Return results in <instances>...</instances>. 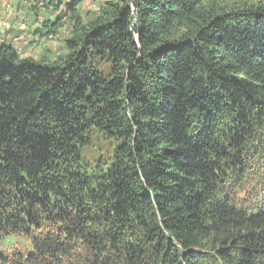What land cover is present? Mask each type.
Here are the masks:
<instances>
[{"label": "trees", "instance_id": "trees-1", "mask_svg": "<svg viewBox=\"0 0 264 264\" xmlns=\"http://www.w3.org/2000/svg\"><path fill=\"white\" fill-rule=\"evenodd\" d=\"M82 1L31 0L59 58L0 46V264H264V0Z\"/></svg>", "mask_w": 264, "mask_h": 264}, {"label": "rangeland", "instance_id": "rangeland-1", "mask_svg": "<svg viewBox=\"0 0 264 264\" xmlns=\"http://www.w3.org/2000/svg\"><path fill=\"white\" fill-rule=\"evenodd\" d=\"M259 1L262 2L261 0H223L222 3L225 5H240L245 3H255ZM103 3L104 0H83L76 8L74 16L81 18L83 22L87 23L89 20L95 18L98 15V10ZM28 4H30L29 1ZM64 5V2H61L60 10L63 9ZM6 10L8 9L6 8ZM37 14L39 22H42L45 18H49V20L54 21L58 16V13H50L48 10L40 8V6L37 8ZM72 16V13H70L67 19L62 20V23L60 24L61 27L57 31V34L55 36L43 38L41 40H39L38 38L37 41L26 43L23 46L25 47V49L23 50V55H26L24 57H31L35 60H38L46 56L48 59L55 60L62 56L64 51L61 48L62 41L70 37L71 23L69 22V17ZM24 21L25 19L23 21L21 20V22L23 23ZM7 23H10V25H12L11 21H7ZM29 23L30 25H27L26 28H28L29 31L32 30L31 35L35 37V33L33 32V22L31 21ZM7 27L8 26H6V28ZM93 68H95L99 72H107V70L103 69L102 65H95ZM89 141V145L83 149L85 160L90 163H95L99 158H101V160H104L110 155L111 144L104 141L98 134L91 133ZM28 248L29 242L21 237L16 236L9 237L8 239L2 241L0 244L1 253L7 257H11L12 255H15L17 253H24L28 250Z\"/></svg>", "mask_w": 264, "mask_h": 264}, {"label": "crops", "instance_id": "crops-1", "mask_svg": "<svg viewBox=\"0 0 264 264\" xmlns=\"http://www.w3.org/2000/svg\"><path fill=\"white\" fill-rule=\"evenodd\" d=\"M31 0H0V46L11 44L14 49L24 54L23 47L26 43L37 41V38L32 36V30L29 31L26 26L33 22V29L37 24L33 15L29 11ZM6 8L8 9L7 11ZM16 19V21H15ZM24 21L21 22V20ZM7 21H11L7 23ZM8 26L5 30L4 28ZM16 38V39H15ZM12 40H16V44ZM26 56V55H23Z\"/></svg>", "mask_w": 264, "mask_h": 264}, {"label": "bare ground", "instance_id": "bare-ground-1", "mask_svg": "<svg viewBox=\"0 0 264 264\" xmlns=\"http://www.w3.org/2000/svg\"><path fill=\"white\" fill-rule=\"evenodd\" d=\"M16 39V38H15ZM13 41V40H12ZM14 42H16V40H14ZM16 44V43H15Z\"/></svg>", "mask_w": 264, "mask_h": 264}, {"label": "built area", "instance_id": "built-area-1", "mask_svg": "<svg viewBox=\"0 0 264 264\" xmlns=\"http://www.w3.org/2000/svg\"><path fill=\"white\" fill-rule=\"evenodd\" d=\"M6 11H7V10H6ZM4 29L7 30L6 27H5Z\"/></svg>", "mask_w": 264, "mask_h": 264}]
</instances>
